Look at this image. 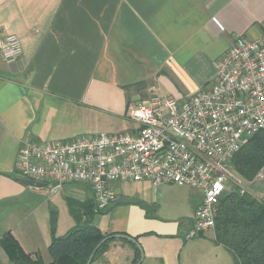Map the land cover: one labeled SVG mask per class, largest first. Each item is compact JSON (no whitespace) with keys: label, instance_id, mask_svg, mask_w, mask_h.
<instances>
[{"label":"crops","instance_id":"1","mask_svg":"<svg viewBox=\"0 0 264 264\" xmlns=\"http://www.w3.org/2000/svg\"><path fill=\"white\" fill-rule=\"evenodd\" d=\"M8 34L20 38L22 53L0 61V241L12 234L49 263L52 239L78 223L71 202L94 195L83 184L53 191L19 182L24 140L137 133L131 106L208 88L235 35H264V0H0V38ZM146 182L131 193L119 187L118 201L92 223L137 239L140 264H236L214 231L185 238L201 194L182 212ZM135 254L130 242L114 239L93 264H134ZM10 261L0 242V264Z\"/></svg>","mask_w":264,"mask_h":264},{"label":"built area","instance_id":"2","mask_svg":"<svg viewBox=\"0 0 264 264\" xmlns=\"http://www.w3.org/2000/svg\"><path fill=\"white\" fill-rule=\"evenodd\" d=\"M22 44L16 34L0 38V61L16 62ZM137 133H100L64 141L25 139L18 153L20 177L47 183L53 191L66 184L92 189L97 210L119 199L118 183L176 184L202 191L187 234L213 231L217 206L230 190L249 192L230 161L252 137L264 130V35H235L217 61L212 84L175 99L153 95L131 106ZM260 172L258 179L264 178Z\"/></svg>","mask_w":264,"mask_h":264},{"label":"trees","instance_id":"3","mask_svg":"<svg viewBox=\"0 0 264 264\" xmlns=\"http://www.w3.org/2000/svg\"><path fill=\"white\" fill-rule=\"evenodd\" d=\"M230 165L245 181L259 180L255 178L264 169V130L234 154ZM108 210H97L94 199L71 202V211L78 223L65 235L52 239L49 263L40 255L26 252L12 234H6L0 242L10 256L9 264H86L97 244L112 235L91 221L94 214ZM213 231L216 243L232 253L236 264H264V195L257 197L249 192L242 195L237 188L225 192L217 206ZM112 240L99 248L92 264L103 256ZM130 244L136 251L134 264H137L141 251Z\"/></svg>","mask_w":264,"mask_h":264},{"label":"rangeland","instance_id":"4","mask_svg":"<svg viewBox=\"0 0 264 264\" xmlns=\"http://www.w3.org/2000/svg\"><path fill=\"white\" fill-rule=\"evenodd\" d=\"M232 169V168H231ZM232 171L239 176V178L242 180V182L244 183V185H246V187L249 190V193L259 197L258 195H262V191H259L260 189L264 190V178L263 179H258V174L255 178V180H257V182H247L245 181L244 178H242L240 175H238L233 169ZM263 173H264V169H262ZM261 171V172H262ZM264 176V175H263ZM149 186H151L152 184H150L149 182H146ZM68 186V184H66ZM144 184L143 182H124V183H118V189L119 187H124L129 193L134 192L137 190V188L142 187ZM261 185V186H260ZM153 186V185H152ZM151 186V187H152ZM156 188V187H155ZM230 189H234L237 188V186L233 183V181H230ZM120 191V190H119ZM148 192H156L158 194V197L164 201V204L167 207H176V206H180L182 209V212H187L185 210H190V206L189 203L190 201L194 198L195 194L199 195L202 194V191L198 188H193L190 186H179L176 184H162L160 185V187L156 188V190H154L153 188H151L150 190H148ZM151 206V204H150ZM152 210V209H151ZM195 214V213H194ZM194 217V215H193ZM192 217V225L190 228L186 229L184 232V236L186 239H188L186 236L189 232V230L193 227L194 224V219ZM207 233H209V235L212 234L211 231H205L199 235H197V237L195 239H198V237H200L201 235H206ZM208 256H211L209 254H206L204 256V258H207ZM211 258L213 259L212 261L215 262V257L211 256Z\"/></svg>","mask_w":264,"mask_h":264},{"label":"water","instance_id":"5","mask_svg":"<svg viewBox=\"0 0 264 264\" xmlns=\"http://www.w3.org/2000/svg\"><path fill=\"white\" fill-rule=\"evenodd\" d=\"M18 181L21 182L22 184L26 185V186H32V187H38V188H48V189H52L57 185V182H53V183H47V182H43V181H35L32 179H28L25 177H19ZM110 239H124L126 241L132 242L133 244H135L141 251V259L137 264H140V262L143 259V253H142V248L140 247V244L138 243L137 239L130 237L126 234H114V235H110L107 236L106 238H104L101 242H99L97 244V246L95 247V249L93 250V252L91 253L88 261L86 264H92V261L94 259V256L96 254V252L99 250V248L108 240Z\"/></svg>","mask_w":264,"mask_h":264}]
</instances>
